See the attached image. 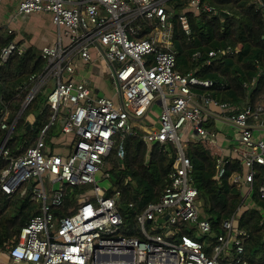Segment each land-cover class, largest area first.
Masks as SVG:
<instances>
[{"label": "built area", "instance_id": "obj_1", "mask_svg": "<svg viewBox=\"0 0 264 264\" xmlns=\"http://www.w3.org/2000/svg\"><path fill=\"white\" fill-rule=\"evenodd\" d=\"M188 3L197 13L217 11L202 0ZM169 6L168 0H20L11 21L19 14L49 12L64 33L58 43L42 50L46 68L31 77L23 104L27 106L53 79L56 87L47 99L54 110L51 122L21 154L12 155L7 148L12 132L0 148V156L10 161L1 175V189L12 196L27 186L29 191L24 192L41 204V212L26 223L19 239L0 249L9 264H264L246 255L249 233L237 223L236 213L223 221V232L209 242L211 253L195 235L184 232L187 227L207 235L213 227L208 217L201 216L194 163L185 150L186 134L193 131L216 147L217 132L208 128L206 120L216 115L211 114V106L219 108V116L240 130L242 171L233 182L249 184L251 191L257 165H264V139L254 138L255 127H264V98L243 107L220 101L202 91L213 86L214 80L201 78L195 69L180 71L173 18L179 19L187 33L191 26L185 12L177 14ZM11 21L7 31L13 34ZM25 50L14 38L2 48L0 64ZM230 52L228 46L209 55ZM95 55L109 67L115 97L96 95L87 80L73 77L77 60L91 62ZM200 56V51L194 53V58ZM205 64H211V59ZM155 105L161 107L158 125L144 133L143 139L150 148L155 143H171L176 155L168 183L157 200L135 211L133 230L138 234L129 235L119 207L121 194L108 193L114 186L108 157L116 146L119 156H126L125 139L138 133L134 121L144 118ZM0 116L1 128L15 127L18 115L10 125L7 104ZM59 116L63 134L76 136L64 154L47 150L49 127ZM75 188L81 190L67 213L56 212ZM260 192L264 196V186ZM129 207L135 209L133 203Z\"/></svg>", "mask_w": 264, "mask_h": 264}, {"label": "trees", "instance_id": "obj_2", "mask_svg": "<svg viewBox=\"0 0 264 264\" xmlns=\"http://www.w3.org/2000/svg\"><path fill=\"white\" fill-rule=\"evenodd\" d=\"M202 1L211 3L217 11L203 10L197 13L190 8L189 0H168L169 10L177 14L185 12L191 26V32L187 33L179 19L173 18L177 68L183 73L195 69L201 78L214 80L213 86L202 88V91H209L220 101H229L238 106L245 101L256 104L264 95V0ZM14 38V33L0 29V52ZM228 46H231L232 52L226 55H209L212 50L218 51ZM198 51L201 56L196 59L194 53ZM207 58L211 59L209 65L205 64ZM46 64L42 49L35 44H30L22 53H14L7 62L0 64V110L4 104L8 105L10 125L30 92L31 77L41 74ZM253 79H256L255 85H252ZM45 87L37 92L16 122L7 143L12 155L21 154L34 145L42 130L51 122L54 110L47 102ZM52 128L53 125L49 127V132ZM8 131L9 128L0 126V146ZM142 135L138 131L125 139L124 158L118 154L119 146L108 157L114 185L108 193L120 192L119 207L126 220L125 233L129 235L138 234L132 228L137 225L136 212L143 211L150 202L157 200L168 183V174L176 155L173 144L163 146L155 143L148 158L149 145ZM22 144L25 148L18 149ZM186 154L194 163L201 216L208 217L213 227L211 233L200 237L195 230L187 227L184 232L195 235L211 253L209 242L217 239L223 232V221L233 216L244 202L241 186L233 182L234 175L242 170L241 162L239 159L223 160L221 167L224 173L220 175L218 158L221 156L203 139L188 142ZM9 164L8 159L0 156V249L7 242H16L26 223L41 212V204L32 201L29 192H24L25 189L29 191L27 186L12 196L1 189V175ZM262 186L264 165L260 164L257 165L252 192L254 205L244 209L237 221L249 233L245 242L248 258L259 262L264 261ZM80 190L75 188L73 192L70 191L66 196V205L55 211L67 213L68 206L74 202ZM130 203L135 209L129 207Z\"/></svg>", "mask_w": 264, "mask_h": 264}, {"label": "crops", "instance_id": "obj_3", "mask_svg": "<svg viewBox=\"0 0 264 264\" xmlns=\"http://www.w3.org/2000/svg\"><path fill=\"white\" fill-rule=\"evenodd\" d=\"M11 1L12 0H3V3L0 5V29H6L8 27L7 25L11 21L13 14L15 12L16 7H14L12 4L10 5ZM47 14L49 15V13ZM29 15L30 14H27V16ZM43 18H46V17H45V14L42 12L36 13L35 15L34 14L31 15L28 19L31 20L32 22L28 23L25 29L23 27L17 28L18 30L21 31V34L23 36V37L18 36L17 41L21 44H24L26 48L30 44H35L42 50L45 47H51L55 45L56 43H58L60 35L63 36V33H64L63 29H60L56 25L58 28L57 37H56V34L54 35L52 32H50L51 25H48V24L46 25L42 20ZM49 19L51 20V24L54 25L52 22V15H49ZM13 22H14V19L10 23L11 27H12ZM64 38L65 36L63 37V39ZM65 41L66 39H64V42ZM73 77L77 80H87L96 95H106L110 97L116 96V90H115V93H112L108 90V88H106L102 84V79H104L105 77H109V67L104 60L96 57V55L94 56V59L91 62H84L83 60L78 59L76 62V70H75ZM255 84H256V79H253L252 85H255ZM204 92H207V91H204ZM263 98H264V95L261 97V99ZM248 102L249 101H245L241 103L239 106L243 107ZM154 107L149 111L148 114H146V116L143 119L150 118L152 116V114L154 113L153 112ZM210 109L211 111L214 112V113H211V112L210 113L216 114V115L207 117L206 123L210 130L217 132V138L215 140L217 143V146L212 148L208 140H204V139L203 140L209 144L211 149L216 154H219V156H221L218 158V165H219V159H222L220 162V166L218 167L222 168L221 164L223 160H227V159H239L240 160V153H241L240 130L236 128L235 126H233L231 123L226 122L221 116H219V114H221V110L219 108L211 106ZM157 116L159 115L157 114ZM158 118L156 119L152 118V126H151L152 128L157 127ZM61 119H62L61 123L63 124V118ZM55 126H56V122L53 125V127ZM49 134L50 133L48 132V135ZM48 135H47V145H48L47 150L52 151V152H57V153H63V154L68 153L70 151L76 139L75 134L71 133V134L66 135V134H63L62 131H61V135H58V136L51 134L52 135L51 138L53 140H50V141H49ZM254 138L257 140L264 139V127H258V126L255 127ZM184 140L186 141L188 145V142L201 140V138L198 137L193 131H189L186 134ZM152 146L151 148L149 147L148 158L150 157ZM240 186L242 188L244 202L242 206L239 208V210L236 212V215H238V219L244 209L254 205V203L252 202L253 189H251L250 191V186L249 184H246V183H243ZM253 187H254V184H253ZM68 209H69V206H68ZM135 227H137V225ZM226 260H230V258H227ZM0 263L9 264V259L7 258L6 255L1 254V251H0Z\"/></svg>", "mask_w": 264, "mask_h": 264}, {"label": "rangeland", "instance_id": "obj_4", "mask_svg": "<svg viewBox=\"0 0 264 264\" xmlns=\"http://www.w3.org/2000/svg\"><path fill=\"white\" fill-rule=\"evenodd\" d=\"M19 1L20 0H12L11 1V3H10V5L12 4L14 7H16V9H17V6H18V4H19ZM5 2V1H4ZM11 8H12V6H11ZM15 9V10H16ZM36 13H39V12H34V13H30V15L29 16H27V14H19V15H17L16 17H15V19H14V22H13V24H12V27H13V29L14 30H16V33H14L15 34V39H18V36H20V37H23L22 36V34H21V31L20 30H18L17 28H19V27H23L24 29L26 28V25L28 24V23H31L32 21L31 20H29L28 18L31 16V15H35ZM42 13H44L45 14V17L46 18H43L42 20H43V22L47 25H51V28H50V32H52L54 35L56 34V37H57V30H58V28H57V26L54 24V25H52L51 24V20L49 19V15H51V13H49V12H47V13H49V15L47 14V13H45V12H42ZM55 26V27H54ZM10 27H11V25H10ZM11 27V28H12ZM6 31H7V28L5 29ZM28 34V33H27ZM102 84L106 87V88H108V90L110 91V92H112V93H115V88H114V86H113V81H112V78L110 77V75H109V77H105L104 79H102ZM56 87V83H55V81L52 79V80H50V82L48 83V85L44 88L45 89V91L47 92V94H49L51 91H53L54 90V88ZM160 111H161V107L159 106V105H157V106H155L154 107V113L152 114V116L150 117V118H146V119H143V118H141L140 120H137V121H134V125H135V128L138 130V131H140L141 133H146L148 130H151V129H153L151 126H152V118L153 119H156V118H158L159 116H157V114L158 115H160ZM62 119H61V116H59L58 118H57V120H56V126L55 127H53V129L51 130V132H49L50 134L48 135V137H49V141L50 140H53L52 138H51V134H53V135H55V136H58V135H61V131H62V121H61ZM187 148V145H185V149ZM106 183V182H105ZM196 231V233L198 234V237H200V236H202V234H201V232L199 231V230H195ZM5 263V262H4Z\"/></svg>", "mask_w": 264, "mask_h": 264}, {"label": "water", "instance_id": "obj_5", "mask_svg": "<svg viewBox=\"0 0 264 264\" xmlns=\"http://www.w3.org/2000/svg\"><path fill=\"white\" fill-rule=\"evenodd\" d=\"M25 108H26V106H23V107H22L21 111H20L19 114H18L17 120L21 117V115H22L23 111L25 110ZM13 127H14V126H13ZM13 127H12V128L10 129V131L7 133L5 139L3 140L2 144H1V147L4 145V143L7 141L8 137L10 136V133L12 132ZM29 127H31V125H30ZM1 147H0V148H1Z\"/></svg>", "mask_w": 264, "mask_h": 264}]
</instances>
